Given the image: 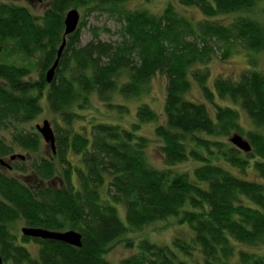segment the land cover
<instances>
[{
  "label": "trees",
  "instance_id": "1",
  "mask_svg": "<svg viewBox=\"0 0 264 264\" xmlns=\"http://www.w3.org/2000/svg\"><path fill=\"white\" fill-rule=\"evenodd\" d=\"M131 1L50 0L36 14L27 5L0 0V158L10 159L18 148L38 154L42 136L28 123L43 112V100L64 123L55 125L57 161L38 154L32 161L7 162L39 183L0 167V264H114L107 255L127 231L172 215L187 222L193 236H176L171 244L141 239L120 264H264V254L243 247L264 244V72L255 56L264 52V22L251 14L260 0H175L197 7L201 19L175 2L158 14L130 7ZM71 8L83 15L48 83L46 72L57 59ZM95 11L117 19V39H102L105 28L92 26V38L83 42L82 29ZM220 15L233 17L224 21ZM239 46L250 52L249 66L238 79L219 74L214 87L208 85L214 55L226 59ZM157 74L166 77L165 119L155 129L167 165L162 169L149 163V139L139 134L144 123L159 121L149 103L137 107L128 127L83 121L82 113L94 95L126 112L118 97L149 94ZM191 78L206 101L186 97ZM238 108L253 129H243ZM233 131L247 137L250 152L223 139ZM191 159L202 162L193 174L172 167ZM249 169L258 177H247ZM57 175L62 185L43 184ZM116 203L125 205L127 224ZM19 221L76 229L83 245L25 236L17 231ZM125 241L134 247L133 239Z\"/></svg>",
  "mask_w": 264,
  "mask_h": 264
},
{
  "label": "rangeland",
  "instance_id": "2",
  "mask_svg": "<svg viewBox=\"0 0 264 264\" xmlns=\"http://www.w3.org/2000/svg\"><path fill=\"white\" fill-rule=\"evenodd\" d=\"M11 2H15L18 4L27 5L31 8V10L36 14H42L44 10L47 8L50 0H7ZM169 2H175V0H151V1H145V0H133L128 3L130 7L133 8H147L153 13H161L163 9L167 6ZM177 3V2H175ZM180 11L186 13L187 15H190L191 17L195 19H201L204 18L203 13L195 7V6H186L181 5L177 3ZM81 17L83 15V12L80 10ZM251 14L255 17H257L259 20L264 22V0H260L258 2V5L255 7L254 11L251 12ZM224 21H229L232 19V15H220L219 16ZM88 24L86 27L82 29V40L83 42H87L90 40L93 36L92 31L90 27L97 26L100 28H105L101 32L100 37L104 40H115L118 38L117 30L120 27V23L117 21V19L108 13H102L99 11L92 12L87 17ZM249 51L243 49L241 46L237 47V51H235L230 57L226 59H222L220 54L217 53L214 55L212 60L208 63L209 69L211 71L210 78L208 80V85L211 87H214V79L217 75L222 74L224 76H229L232 79H238L242 70L247 68L249 66ZM253 53V52H252ZM257 58V67L258 69L262 70L264 72V52L255 54ZM32 78L36 79L39 77V72L37 69H34L32 73ZM192 80V88L187 93L186 97L189 99H196V100H205L204 95L197 83L193 78ZM165 95H166V77L162 74H157L151 81V91L149 94L140 96V97H133V98H124L122 96H119L118 99L127 105L128 110L126 112H120L116 108L110 109L106 103L101 101L97 96L92 97V105L90 108L84 110V120H90V119H99V120H108L113 121L117 123H121L124 126L128 127L131 126L134 121H136V112L137 107L143 103L147 102L149 103L159 114V121H149L143 124L141 127L139 134L145 135L149 139V145L147 148V159L149 163L156 167V168H166L167 165L164 161V157L160 151V144L161 140L157 136L155 129L156 126L159 123H164L165 114H164V102H165ZM218 102L221 104H231L235 106L232 102L229 100H220L218 99ZM44 109L43 112L38 115L34 120H32L30 123H28V128L33 129L37 131L36 124L42 123L44 119H49L54 131H55V125L56 122H59L60 125L64 126L63 122L60 120V118L52 113V111L49 109L47 102L43 100ZM208 105L210 106V109L213 111V106L208 102ZM239 107V106H237ZM240 110V124L243 127L244 130H249L254 128V124L252 123L251 118L248 116V114L241 108H238ZM83 121H79V124H82ZM87 123V122H86ZM88 124V123H87ZM62 131V129H59ZM56 133V131H55ZM234 133H239L238 131H233L231 135ZM230 135V136H231ZM243 135V134H242ZM228 137H223L225 141L230 142ZM245 137V135H243ZM209 137V136H207ZM247 138V137H246ZM42 145L41 149L38 152V154L43 155L47 158L53 159L57 161V158H54L52 148L50 144L46 143L43 137L41 138ZM231 143V142H230ZM232 144V143H231ZM16 153H21L26 155V159L28 161H32L34 155L27 150L18 148ZM73 158V156H70ZM1 159V158H0ZM4 159L8 162H11L9 159V156L4 157ZM76 160L75 158H73ZM20 159H17L18 161ZM28 163V162H27ZM202 162L197 160H188L185 162L177 163L176 165L172 166L177 171H186L190 174H193V169L199 165H201ZM227 165V164H226ZM0 167L7 173V174H13L18 176L24 181L28 182H34L39 183L37 180L34 179V177L31 175V172L29 173H22L18 171L17 169H13L8 167L7 165L1 164ZM27 177V178H26ZM249 178H257V173L254 169H249V173L247 175ZM44 185H53V186H59L62 185V180L59 175L57 177L53 178L52 180L45 181L43 183ZM119 217L122 219L124 223L127 224V216H126V207L123 203H116L115 204ZM178 216L172 215L167 217L163 220L154 221L150 224H147L144 228L141 230H129L123 235L120 240L114 242V245L110 252L107 255V258L110 259L114 264H120V260L133 254L137 251V243L141 239H148L151 242L159 243V244H171L172 240L176 236H184L186 238H189L193 236L194 231L193 228L187 223V222H179L177 219ZM24 224H22L21 221L17 223V231L21 233V227ZM127 238H131L135 241L134 247H127L125 245V240ZM241 247V246H240ZM246 249H249L250 251L258 252L259 254H264V244L258 245V246H243Z\"/></svg>",
  "mask_w": 264,
  "mask_h": 264
},
{
  "label": "water",
  "instance_id": "3",
  "mask_svg": "<svg viewBox=\"0 0 264 264\" xmlns=\"http://www.w3.org/2000/svg\"><path fill=\"white\" fill-rule=\"evenodd\" d=\"M81 13L78 8H71L66 12L64 24L65 30L63 34V42L58 50V56L54 64L46 72V80L51 83L54 80L56 69L59 66L60 59L62 57L63 51L67 44V36L74 33L80 23ZM37 132L43 137L46 143L50 144L54 153H56V134L54 128L49 119H44L42 123L36 124ZM230 142L238 149L244 152H250L252 150V145L250 141L244 137L242 134L234 133L229 138ZM26 159V155L21 153H15L10 156V160L15 159ZM1 164H8L4 158L0 159ZM11 167V165H9ZM21 233L25 236H30L33 238H43V239H53L61 241L76 247H81L82 234L76 229L68 230H51L44 227H35L24 225L21 227ZM0 263H2V258L0 256Z\"/></svg>",
  "mask_w": 264,
  "mask_h": 264
},
{
  "label": "flooded vegetation",
  "instance_id": "4",
  "mask_svg": "<svg viewBox=\"0 0 264 264\" xmlns=\"http://www.w3.org/2000/svg\"><path fill=\"white\" fill-rule=\"evenodd\" d=\"M5 165L9 166L10 164H5ZM9 167H10V166H9ZM10 168H12V167H10Z\"/></svg>",
  "mask_w": 264,
  "mask_h": 264
}]
</instances>
